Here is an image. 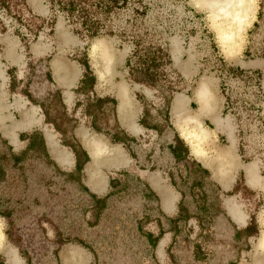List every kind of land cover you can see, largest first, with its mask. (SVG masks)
I'll return each instance as SVG.
<instances>
[{
  "label": "rangeland",
  "instance_id": "374dc122",
  "mask_svg": "<svg viewBox=\"0 0 264 264\" xmlns=\"http://www.w3.org/2000/svg\"><path fill=\"white\" fill-rule=\"evenodd\" d=\"M100 1L112 3V9L99 15L103 32L90 36L76 32L62 12L53 15L47 0H0V65L10 100L20 94L40 104L82 164L85 155L71 136L80 123L104 128L117 142L125 140L133 160V171L111 173L110 188L95 197L77 172H59L38 138L31 148L17 150L0 136L4 245L25 264H61L59 252L69 246L88 253L90 264H264V189L252 190L240 178L231 190H221L196 165L177 129L184 127L179 123L195 129L205 114L209 118L200 126L211 132L214 125L228 129L218 143H233L227 121L216 115L219 109L233 123L239 157L250 165L259 162L264 180V0H246L245 18L251 19L240 26L229 25L223 14L212 16L201 0L88 4L95 10ZM234 28L239 31L227 32ZM225 32L230 37L223 42ZM55 55L77 62L93 79L88 88H79L72 111H65L52 91ZM154 56L155 66L146 71ZM140 71L154 72V83L131 76ZM97 76L131 84L143 111V132L135 139L126 140L115 126L114 103L93 89ZM203 90L212 105L208 111L200 110ZM177 101L184 106L179 115L174 112ZM204 147L214 157L217 149L227 150L210 140ZM157 172L177 195L174 212L163 211L160 195L145 181L144 174ZM225 201L243 210L247 225L234 223ZM4 255L0 249V264H9Z\"/></svg>",
  "mask_w": 264,
  "mask_h": 264
},
{
  "label": "crops",
  "instance_id": "0c3cea01",
  "mask_svg": "<svg viewBox=\"0 0 264 264\" xmlns=\"http://www.w3.org/2000/svg\"><path fill=\"white\" fill-rule=\"evenodd\" d=\"M249 19H251L249 16L245 18L243 24ZM50 64L55 83L52 91L53 93L56 91V94H58L60 106L65 111H72L77 104L79 88L82 85L85 72H83V68L77 62L61 55H55ZM0 70L3 72V78L0 79L3 83L0 89L3 95L0 96V136L10 147L17 150L25 147L29 149L36 144L35 139L38 138L46 156L59 167V172H77L85 188L95 197L103 195L107 191L108 186L110 188L109 175L111 173L132 170V155L124 147L125 140L114 141L111 133L104 131V128L92 127V124L90 125L89 123H80L74 127L71 136L75 139L73 144L81 149L86 161L82 164L80 170L77 171L75 149H72L60 139L63 136L62 133L56 129L57 127L52 121L47 120L46 111L43 107L40 104H31L20 94L10 100L6 90L5 73L1 65ZM109 80H112V78H109ZM109 80L107 77L97 76V82L94 84L93 89L98 93L99 98L107 97L114 103L115 126L124 134L126 140H133L143 132L139 123L143 116V111H141L134 97L131 84L123 80L119 82L115 80V82H110ZM104 84H108V86H104ZM77 87L78 91L76 90ZM177 98L184 99L181 96H177ZM219 111L218 109L216 115L221 121H227L229 128H231L234 142L229 144L227 140L225 146L219 145V134H224L227 137L228 129H223L221 126V128H218L213 123L215 130L213 132L208 131L209 139L211 144L216 145L217 148L228 150L234 159V165L229 166L226 163L225 155L214 157V152L210 148L193 149L184 135V123H179V125L183 124L184 127H177L180 141L187 148L188 153L193 156L196 165L207 171L211 180L221 190H231L237 184V181L242 178L246 187L261 191L259 185L248 182L250 167H253L257 175H260V163L256 162L250 165V163L242 161L238 154L239 142L234 136L235 128L233 123L228 118L223 119ZM206 118H209V116L205 114L200 116L201 125L202 120ZM186 125L188 126L189 124ZM227 150L224 151L226 152ZM144 177L151 191L160 195L163 211L166 213L174 212L176 210L177 195L166 185L164 176L157 172L146 173ZM224 207L234 223L241 226L248 224L249 217L238 205L225 201ZM15 253L14 255L18 259L17 264H25L20 255L17 252ZM59 259L61 264H90V255L77 246H69L62 249L59 252Z\"/></svg>",
  "mask_w": 264,
  "mask_h": 264
},
{
  "label": "bare ground",
  "instance_id": "6f19581e",
  "mask_svg": "<svg viewBox=\"0 0 264 264\" xmlns=\"http://www.w3.org/2000/svg\"><path fill=\"white\" fill-rule=\"evenodd\" d=\"M201 2H204L205 5H207V7L211 10L212 16H214L215 14L217 15L223 14L226 18H228L227 22L230 23L229 25H234V26H240L244 22L245 15H247V12L249 9V7H247L246 0H201ZM239 28L238 29L234 28V29L228 30L227 32L239 31ZM229 37L230 35L226 32L222 36H220L221 41L223 42L227 41V38ZM206 93L207 91L203 90L199 97L201 111H208L209 107H212V105L208 103L207 97L209 96V94L208 93L206 94ZM183 109H184V106L182 102L177 101V104L174 108V112L179 115V113H181ZM184 130H185L184 135L189 140V142H192L191 146L193 149H196V148L199 149L200 145L205 143L207 140L208 141L210 140L208 131L204 127H201L200 124H197L195 129H184ZM198 152H200V150H198ZM217 152H218L217 157L218 155L220 156L225 155L226 163L229 166L234 165V159L232 158L228 150L225 152V151H219L217 149ZM248 182L257 184L262 189H264V180L263 179L261 180V177L257 175V173L254 172L253 167H250ZM262 224L264 225V214L262 216ZM2 240L3 239L0 236V249L7 256L10 264H17L18 259L14 255L16 254L15 251L11 247L5 246Z\"/></svg>",
  "mask_w": 264,
  "mask_h": 264
},
{
  "label": "trees",
  "instance_id": "16d2710c",
  "mask_svg": "<svg viewBox=\"0 0 264 264\" xmlns=\"http://www.w3.org/2000/svg\"><path fill=\"white\" fill-rule=\"evenodd\" d=\"M47 2L51 13L53 12V15H55L56 12H62L65 15L66 19L68 20V22L74 25L73 29L76 32L78 31L84 32L85 34L90 36H96L103 32L104 26L99 18V15L104 14L112 9L111 6L112 3L110 5L107 3L104 4L103 3L104 1H100L99 5L95 6V10L91 9V7L94 6L93 4L91 5L88 4L90 0H47ZM77 21L79 22V24H76L78 23ZM128 62H129L128 64H130L131 59H129ZM155 64H156V59L154 56L150 64L151 66L149 64H145L146 71L151 69L152 66L154 67ZM142 71L139 72L140 75L138 76H135L132 73L131 76H133V78L138 82L153 84L154 83L153 79H155L154 72L142 73ZM131 72L133 71L131 70ZM92 81L93 79L90 78L87 74L84 75V79L82 81L80 90H82L81 88H88L89 84L92 85L91 84ZM101 102L102 100H97V103L100 104ZM113 140L115 141L116 139L113 138ZM75 153L77 157V171H79L82 166V163L79 162L80 156L77 149L75 150Z\"/></svg>",
  "mask_w": 264,
  "mask_h": 264
}]
</instances>
